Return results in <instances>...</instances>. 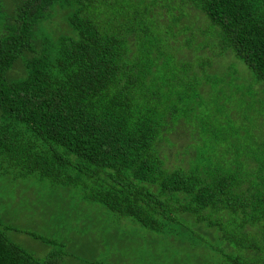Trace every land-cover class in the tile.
<instances>
[{
    "label": "trees",
    "instance_id": "16d2710c",
    "mask_svg": "<svg viewBox=\"0 0 264 264\" xmlns=\"http://www.w3.org/2000/svg\"><path fill=\"white\" fill-rule=\"evenodd\" d=\"M10 4L0 205L36 202L47 222L28 230L0 214V264H75L85 244L99 264H264V0ZM186 10L204 18L171 56L150 34ZM207 55L235 61L221 76ZM194 56L201 71L180 66Z\"/></svg>",
    "mask_w": 264,
    "mask_h": 264
},
{
    "label": "rangeland",
    "instance_id": "374dc122",
    "mask_svg": "<svg viewBox=\"0 0 264 264\" xmlns=\"http://www.w3.org/2000/svg\"><path fill=\"white\" fill-rule=\"evenodd\" d=\"M2 1H3V4L5 5V10H11V7H10L11 6V4H10L11 0H2ZM6 7H10V8L7 9ZM184 10H183V12H184ZM201 18H204L203 14H199L198 16L197 15H191V17L189 18V13L186 10L185 17H184V19H182V21H174L171 23L165 22V23L160 24L159 26L157 25L156 27H153L152 33L150 34L152 36L151 39L153 40V38H161V41L166 44V48H167V44L169 45V51L171 53L170 55L172 56L174 53V50L181 49L183 46L180 47V45L184 44L183 39L185 38V35L182 34V35L178 36V34L183 33V30H185V27H187V26L189 27V30L187 31V33L192 31L194 24L197 25L199 23V20H201ZM187 36H189V38H191L190 35L187 34ZM194 41L195 40H192L190 42V49H195L196 44ZM171 46H173L174 49L173 48L171 49ZM185 52L191 53L190 51H185ZM192 55L193 54L191 53V56ZM208 58L212 59L211 55L204 56V59H203L206 65H208L209 62H214V64H216V68H217L218 64L221 63L219 65V68L222 70L221 76H223V73L225 71L231 70V64L235 61L234 59H231V61L225 59V60H222L221 62L216 63L214 59H212L213 61H208ZM172 63H173V65L176 64L174 61ZM201 63H202V60H200V59L196 58V56H194L192 59H189L185 63H182L180 66H185L188 69H191L193 72H195V71L200 69ZM236 65H237V67H239V71H240L241 75H243V78H246V80H243L242 83L247 84L246 81H248V79L250 77V74L248 71L249 69L246 67V65L242 61H237ZM164 69L168 70L169 68L165 66ZM200 71H201V69H200ZM178 75L182 78V75L180 73H178ZM232 78L235 79V77H232ZM192 79H193V74L192 75L190 74V76H187V75L184 76L185 81L192 80ZM230 81H232V80L230 79ZM195 82L196 81H194V83ZM212 92L213 91L209 90L207 94L210 96L212 94ZM183 130L189 131V127L185 128ZM12 181H14V180H12ZM28 192H32V191L29 190ZM9 195L10 194H3V199H2L3 201H1V205H0V214L4 215L5 210L8 213H10V215H11L10 219L12 220L13 226H16V227L19 226V227H22V228H25L28 230H30V229L38 230L43 223L47 222L46 218L43 215H41L38 212L36 213L34 211L33 206L36 205V202L34 205H31L30 203L24 204V201L21 200L18 203H15L14 205H12L10 202H7L6 206H5V199ZM8 235H9L10 239H12V241L20 244L25 249L34 253L35 255L39 254V257L43 256V254L45 253V249H43V244L41 242L33 240L30 236H27L24 233H20V232H17L15 230H11L8 233ZM82 240H84L85 243H87L88 237L84 236L82 238ZM85 245H86L85 253L78 255L76 257V259L73 258V260H76L75 264H99L92 257H94V256L97 257L98 255H103L104 252L99 250L97 252L99 254L95 255L93 248L89 247L87 244H85ZM106 247L108 248V246H106ZM70 249H71V246H70ZM70 251H72V250H70Z\"/></svg>",
    "mask_w": 264,
    "mask_h": 264
}]
</instances>
